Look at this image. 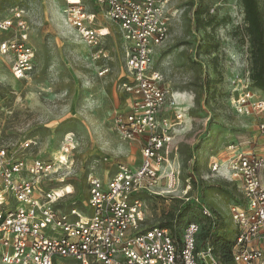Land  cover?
Segmentation results:
<instances>
[{
  "label": "rangeland",
  "instance_id": "1",
  "mask_svg": "<svg viewBox=\"0 0 264 264\" xmlns=\"http://www.w3.org/2000/svg\"><path fill=\"white\" fill-rule=\"evenodd\" d=\"M82 1L96 16L94 26L110 32L99 46L105 58L93 60L91 50L67 27L63 0H0V21L14 10L22 12L34 52V71L26 80L14 79L9 61L0 56V147L25 161L55 162L65 140L72 139L57 173L41 183L46 191L63 190L56 204L60 211L83 207L90 177L105 180L117 163L137 167L141 157L138 143L119 139L112 122L113 112L125 105L120 89L126 75L124 43L91 0ZM173 3L177 17L167 42L153 57V70L184 100L176 110L185 116L174 149L178 183L170 194L140 195L144 225L159 226L171 212L178 215L186 208V219L197 222L202 233L207 230L230 241L235 231L230 213L240 195L211 171L210 164L225 160L230 144L243 152L264 149L258 119L240 116L230 105L252 71L242 7L240 0ZM200 6V18L213 20L206 29L197 24ZM9 37L0 33V41ZM207 46L215 49L207 53ZM104 69L107 73L100 76ZM255 92L264 100L263 92ZM24 144L29 147L24 149Z\"/></svg>",
  "mask_w": 264,
  "mask_h": 264
},
{
  "label": "built area",
  "instance_id": "2",
  "mask_svg": "<svg viewBox=\"0 0 264 264\" xmlns=\"http://www.w3.org/2000/svg\"><path fill=\"white\" fill-rule=\"evenodd\" d=\"M63 1L66 25L91 50L92 59L107 57L99 46L109 30L94 26L96 16L86 11L82 0ZM91 2L97 14L116 26L125 46L126 75L120 84L125 105L113 112L112 122L119 139L138 143L140 164L117 163L105 180L90 177L83 207L60 211L56 204L63 190L46 191L41 183L57 173L72 139L65 140L55 162L25 161L0 147V264H219L210 244L197 249V222L187 223L178 236L170 229L144 225L140 195L170 194L178 183L174 149L185 116L176 110L184 100L153 70V57L167 42L177 17L174 0ZM260 4L264 12V0ZM0 33L11 34L0 41V56L9 61L12 77L28 79L34 52L22 12L14 10L1 20ZM250 85L248 80L235 91L230 105L240 116L256 117L264 136V100ZM227 150L230 155L210 167L240 195L230 213L235 226L232 263L264 264V149L243 152L230 144ZM204 215L210 217L206 210Z\"/></svg>",
  "mask_w": 264,
  "mask_h": 264
},
{
  "label": "trees",
  "instance_id": "3",
  "mask_svg": "<svg viewBox=\"0 0 264 264\" xmlns=\"http://www.w3.org/2000/svg\"><path fill=\"white\" fill-rule=\"evenodd\" d=\"M261 0H240L243 13V23L245 33L248 37L252 71L250 76V86L253 90L264 93V12L260 4ZM203 8L200 6L196 11V20L199 27L203 29L212 26L213 20H202ZM207 53L215 49V46H207ZM187 209L175 215L171 212L169 219L159 225L160 228L170 229L176 236L180 230L191 220L186 219ZM186 219V220H185ZM184 222L182 228L177 227L178 223ZM195 222V221H194ZM201 229V228H200ZM234 236V233H233ZM230 241L225 236L210 235L209 231H200L197 238V249H201L205 244H210L219 264H233L231 249L233 237Z\"/></svg>",
  "mask_w": 264,
  "mask_h": 264
},
{
  "label": "crops",
  "instance_id": "4",
  "mask_svg": "<svg viewBox=\"0 0 264 264\" xmlns=\"http://www.w3.org/2000/svg\"><path fill=\"white\" fill-rule=\"evenodd\" d=\"M74 34V33H73Z\"/></svg>",
  "mask_w": 264,
  "mask_h": 264
}]
</instances>
